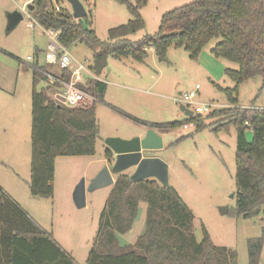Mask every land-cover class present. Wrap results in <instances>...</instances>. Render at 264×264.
<instances>
[{
	"label": "rangeland",
	"instance_id": "1",
	"mask_svg": "<svg viewBox=\"0 0 264 264\" xmlns=\"http://www.w3.org/2000/svg\"><path fill=\"white\" fill-rule=\"evenodd\" d=\"M81 1L92 29L102 41L109 38L111 28L125 24L132 18L127 5L119 0ZM192 1L147 0L140 10L145 28L130 38L139 40L145 35L156 34L164 13ZM23 3L24 0H0V87L5 89L0 90L2 189L13 195L35 223L52 235L76 263L85 264L97 234L101 211L112 187L87 192L86 205L78 207L73 195L67 193L69 184L77 180L79 184L84 180L85 185L89 186L93 179L92 171L104 160L108 138L131 139L143 136L153 123L184 121L186 115L180 109L183 103L179 99L194 91L199 84L195 104L187 109L193 111L197 103H212L220 108L214 110V117L210 114L201 116L200 121L204 126L199 130L196 129L199 121L189 123V129L178 125L168 133L162 128H155L163 138V148L153 153H157L168 164L169 185L180 193L194 211L197 238H203L206 227L216 245L236 250L237 264H249L248 239L261 236L262 215L245 219L235 214L238 133L235 126L227 128L224 123L235 106L264 109L262 77L242 82L238 87V104H231L226 93L217 85L233 87L235 83L226 76L225 69H238L239 65L218 58L211 52L221 38H214L197 59L191 58L184 48L174 46L168 49L165 61L158 59L153 48L149 49L145 63L132 58L110 57L102 78L111 83L104 100L98 101L96 105L99 123L96 156L59 158L54 197H36L29 190L33 69L26 63V58L35 55L39 47L41 52L37 54L40 62H43L42 53L47 47V37L39 23L35 24L34 29L29 28L25 16L14 28L9 29V15L21 11ZM59 4L72 9L68 0H59ZM32 16L37 20L34 14ZM68 50L79 62L88 60L86 64H93V51L87 44L77 41L69 45ZM5 52L23 62L19 63V59ZM107 73H111V77L106 78ZM44 85L45 81L40 80L37 88ZM12 125H15L14 131L11 130ZM6 136L9 137L7 141L2 140ZM246 137L252 141V129H246ZM225 206H228L227 213L221 210ZM143 220L142 216L141 223ZM139 225L132 233L125 235L129 243L136 241L141 230ZM260 264H263V259Z\"/></svg>",
	"mask_w": 264,
	"mask_h": 264
},
{
	"label": "trees",
	"instance_id": "2",
	"mask_svg": "<svg viewBox=\"0 0 264 264\" xmlns=\"http://www.w3.org/2000/svg\"><path fill=\"white\" fill-rule=\"evenodd\" d=\"M119 1L127 5L132 18L111 28L104 41L92 29L88 14L76 19L72 9L59 0H35L32 14L42 27L60 30L62 44H87L93 51L91 67L96 76L102 74L110 57L144 63L153 48L158 59L165 61L174 46L197 59L214 38H221L211 52L239 65L225 69L233 87L217 85L229 102L238 104L242 82L261 76L264 83V0H193L164 13L158 32L139 40L130 36L145 28L140 10L147 0ZM40 80L45 78L33 71L29 190L33 196L53 198L57 158L96 155L97 102L87 109L59 106L51 98L49 85L37 88ZM83 88L103 101L107 84L88 78ZM230 111L224 126L233 125L238 133L235 214L245 219L262 215V234L248 239V258L249 264H260L262 259L264 264V109L235 106ZM200 119L201 115L194 114L182 122L150 127L172 129L199 121V130L204 126ZM248 128L253 130L252 141L246 137ZM105 156H113L108 147ZM142 203L147 205L145 232L134 243L122 245L119 236L131 232ZM194 222V211L173 186H163L156 179L134 183L130 174H118L85 264H237L236 250L216 245L206 227L199 240ZM0 264H77L1 186Z\"/></svg>",
	"mask_w": 264,
	"mask_h": 264
},
{
	"label": "built area",
	"instance_id": "3",
	"mask_svg": "<svg viewBox=\"0 0 264 264\" xmlns=\"http://www.w3.org/2000/svg\"><path fill=\"white\" fill-rule=\"evenodd\" d=\"M34 2L35 0H24L21 7L23 16L28 19L27 26L32 29L38 23L33 18L32 10L30 9ZM56 10H60L59 5H56ZM43 33L47 37V47L42 53L44 54L43 62H40L39 54H35L27 56L26 63L30 64L33 71L45 78V83L52 88L51 98L59 105L84 109L92 107L94 103L99 101V98L83 88V85L87 86L88 78L98 79V76L92 71V65L86 64V62H89L88 60L84 63L79 62L70 54L68 46L60 42V30L43 27ZM66 73L69 75L68 77ZM199 89L200 85L197 84L194 91L189 92L179 100L186 107L194 105V98L197 96ZM219 108V105L212 103H197V106L192 109L195 115L204 116ZM183 128L189 129L190 124H184Z\"/></svg>",
	"mask_w": 264,
	"mask_h": 264
},
{
	"label": "water",
	"instance_id": "4",
	"mask_svg": "<svg viewBox=\"0 0 264 264\" xmlns=\"http://www.w3.org/2000/svg\"><path fill=\"white\" fill-rule=\"evenodd\" d=\"M71 5L73 16L76 19L87 15L86 8L81 0H68ZM33 9V6H30ZM9 29L14 28L22 19L21 11L17 10L9 15ZM61 106V105H59ZM180 109L187 117L194 115L193 111L181 105ZM107 147L113 152L110 166L105 165L92 179L87 187L85 181L77 184L73 198L76 206L83 207L87 202V192H93L99 188L114 184V175L121 173L130 174V179L136 183L146 179H156L163 186H169L168 164L158 156H149V153L163 148V138L155 128L150 127L143 136H136L131 139L110 137L106 140ZM232 195L231 197H233ZM228 211V206L221 209Z\"/></svg>",
	"mask_w": 264,
	"mask_h": 264
},
{
	"label": "crops",
	"instance_id": "5",
	"mask_svg": "<svg viewBox=\"0 0 264 264\" xmlns=\"http://www.w3.org/2000/svg\"><path fill=\"white\" fill-rule=\"evenodd\" d=\"M37 49H38V52H41V50H40V48L39 47H37ZM37 51H36V54L38 53ZM8 56H10V57H13V58H17V59H19L18 57H16L15 55H12V54H10L9 52H5ZM19 63H21L20 62V60H19ZM145 63V62H144ZM106 69V68H105ZM105 69L103 70V72H102V74L100 75V76H98L97 78H98V80H100L101 82H105L106 84H107V87H108V85L111 83V81L110 80H106V79H104V78H102V75L104 74V72H105ZM108 77H111V73H107L106 74V78H108ZM117 84H119V83H117ZM0 90H5L4 89V87H0ZM107 91V90H106ZM106 93V92H105ZM104 96H105V94H104ZM3 97V96H2ZM104 100V99H103ZM182 105V104H181ZM188 108V107H187ZM182 111V110H181ZM183 112V111H182ZM185 114V113H184ZM187 117V116H186ZM153 124H156V123H153ZM14 126L15 125H12L11 126V130L12 131H14ZM148 129V128H147ZM146 129V130H147ZM170 129H164V131H166V133H168V131H169ZM4 131H7V129H4ZM8 132V131H7ZM9 137H5V139H2V140H4V141H7V139H8ZM17 139H18V137H17ZM18 143H19V139H18ZM12 153H13V148H12ZM16 151V150H15ZM157 151V150H156ZM17 152V151H16ZM96 156V155H95ZM149 156H159L157 153H151V154H149ZM59 158H62V157H59ZM59 158H57V160H56V163H55V190H56V184H57V180H58V175H59V170H58V161H59ZM96 158V157H95ZM111 158H107L106 156H105V152H104V160H103V162L99 165V166H97V168H95L93 171H92V173H91V176H92V178H94L97 174H98V172L101 170V168H102V166L104 165V164H107L108 166H110V162H111ZM115 176L116 175H114V179H115ZM78 183V180L77 181H74L73 183H71V184H69V186H68V188H67V193L69 194V195H73L72 193H74V190H75V188H76V184ZM111 187H112V185H111ZM112 189V188H111ZM111 189L109 190V194H110V192H111ZM108 194V195H109ZM17 203H18V201H17V199L13 196V195H11V194H9ZM19 204V203H18ZM146 207H147V205L145 204V203H142L141 205H140V211H139V216H138V219H137V221L135 222V224H134V226H133V228H132V230H131V232H129V233H132V231L135 229V227H137V225L140 223V225H139V229L141 228V230H140V233H139V235H138V237L140 236V235H142L144 232H145V229H146ZM28 212V211H27ZM142 216L144 217V220H143V222L141 223V221H140V219H142ZM127 235V234H126ZM137 237V238H138ZM119 239H120V242H121V244L122 245H126V244H131V243H129V241L130 240H126V238H125V235H120L119 236ZM87 260V259H86ZM86 263V262H85ZM78 264V263H77Z\"/></svg>",
	"mask_w": 264,
	"mask_h": 264
},
{
	"label": "flooded vegetation",
	"instance_id": "6",
	"mask_svg": "<svg viewBox=\"0 0 264 264\" xmlns=\"http://www.w3.org/2000/svg\"><path fill=\"white\" fill-rule=\"evenodd\" d=\"M153 152V151H152ZM152 152H150L149 154H151Z\"/></svg>",
	"mask_w": 264,
	"mask_h": 264
}]
</instances>
